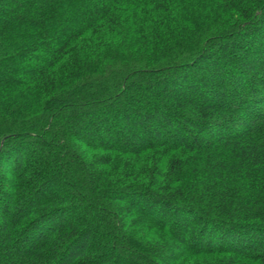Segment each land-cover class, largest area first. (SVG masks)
Returning <instances> with one entry per match:
<instances>
[{
    "label": "trees",
    "instance_id": "16d2710c",
    "mask_svg": "<svg viewBox=\"0 0 264 264\" xmlns=\"http://www.w3.org/2000/svg\"><path fill=\"white\" fill-rule=\"evenodd\" d=\"M0 264H264V0H0Z\"/></svg>",
    "mask_w": 264,
    "mask_h": 264
}]
</instances>
